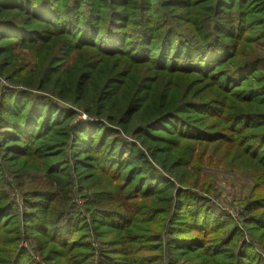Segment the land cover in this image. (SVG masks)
I'll use <instances>...</instances> for the list:
<instances>
[{
  "label": "trees",
  "instance_id": "trees-1",
  "mask_svg": "<svg viewBox=\"0 0 264 264\" xmlns=\"http://www.w3.org/2000/svg\"><path fill=\"white\" fill-rule=\"evenodd\" d=\"M55 1L0 0V43L7 40L19 45L30 41V45H40L49 40L51 36L46 32L41 37H28L27 34L33 32L27 33L26 22L54 25L56 21V26L60 25L47 32L65 39L58 64L42 63L32 74H25L24 68L17 69L18 65L13 64L5 75L3 59L9 52L0 46V76L19 87L8 90L0 86V123L9 129L6 131H11L0 133V150L9 156L11 146L16 147L21 139L23 147L36 143L35 151L54 148L58 161L66 159L54 170L56 177L47 171L45 191L40 192L41 198L50 202L47 208L53 205L55 219L52 216L45 222L33 213L25 216L21 227L26 232L34 231L31 235L37 241V250L45 252L42 238L45 242L50 239L64 245L63 263L68 264H162L163 254L169 256L164 264H194L195 261L199 264H263L244 240L233 248L232 238L240 232L236 228L222 239L209 238L228 226L224 214L215 215L200 204L194 207L190 198L185 203L180 202L182 197L191 194L183 190L189 180L182 176L194 158L195 150L190 144L218 140L224 143L226 136L221 135L228 133L229 128L232 132L237 129L242 139H246L250 127H264V119L257 116L264 115V110H257L259 105H264L262 98L239 96L235 91L238 79L244 78L245 73L235 70L232 75L238 81L230 87L223 85L222 93L221 85L213 82L222 81L220 67L225 65L217 62L214 54L231 58L228 51H234L236 39L243 30L230 5L231 0L215 1L212 12L201 6L210 0L194 3L192 0H100L97 13L92 8L83 11L81 0L64 10H55L50 4ZM155 4L158 6L156 16L148 18L149 9H155ZM176 9L184 10L189 19L188 31H199L200 38L186 31H175L177 27L169 21V13ZM203 13L206 14L200 20L198 16ZM263 20L258 28L264 26ZM104 23L108 24L105 30L101 28ZM102 34L107 37L99 41ZM224 58L219 57V61L224 62ZM253 66L257 73L262 71L260 64ZM208 75L210 79L205 86L201 84L205 79L200 76ZM176 80H182L185 85L178 86ZM197 83L202 86H196ZM209 89L218 90L220 100H202L203 92ZM258 91L264 97V86ZM49 95L68 107L59 106ZM230 100L254 110L238 112L237 104H229ZM81 113L85 115L84 120L76 118ZM14 117L19 120H13ZM206 119L211 121L210 125L206 124ZM161 132L165 135L160 136ZM169 136L174 137L173 142ZM159 138L163 146L153 147ZM256 140L258 144L253 145L256 148H247V155L242 153V158L253 167L261 164L264 169L262 157L257 159L264 153V148L259 146L264 144V138L259 136ZM243 144L241 147L245 149ZM66 149L74 164L80 167L89 169L95 162L114 166L120 176L123 175V182L116 189L91 194L86 204L89 220L83 217L82 224H78L80 212L71 213L74 184L72 174L67 171ZM165 171L172 175L173 181L162 176L161 172ZM135 179L136 186L128 188ZM191 195L194 201L203 202ZM8 199L0 184V208L11 216ZM262 205L264 202L251 201L243 207L251 216L246 221L250 227H264V218L253 215L264 209ZM162 215H168L170 226L163 228L157 240L147 241L152 234L147 223ZM173 223L182 226L175 227ZM97 224L111 229L116 242H107L106 247L103 245L92 252L91 244L85 240L88 236L77 238L76 233L79 227L86 231L90 227L92 236ZM0 226V246H9L23 237L18 229L17 236L14 233L7 236L8 228ZM191 230L193 232L187 234ZM261 248L264 250L262 245ZM159 249L161 255L156 258L154 253ZM90 251L91 260L84 257V252L89 254ZM31 259L22 250L8 263L33 264ZM44 260L51 264L49 258Z\"/></svg>",
  "mask_w": 264,
  "mask_h": 264
},
{
  "label": "rangeland",
  "instance_id": "rangeland-1",
  "mask_svg": "<svg viewBox=\"0 0 264 264\" xmlns=\"http://www.w3.org/2000/svg\"><path fill=\"white\" fill-rule=\"evenodd\" d=\"M44 1L45 0H38L39 3ZM75 1L77 0H57L55 1V4L52 2L50 4L55 10H64L66 6H73ZM81 1L84 2L82 5L83 11L88 12L87 10L92 8V10L97 13L100 0ZM201 1L203 0H197V2ZM215 1L218 2L219 0H210L207 3L202 2L203 4L201 6L206 10H209L208 12H212L216 5ZM194 2H196V0H192V3ZM237 4H239L238 8H236ZM230 5L233 6V12L237 15V20L240 22L243 30L239 33V36L236 39L234 51L233 49H229L228 51V54H232L231 58L226 57L225 59L218 53L214 54V57L217 58V62H222L221 64L225 63V65H223L224 67H220L222 69L219 76L222 74L224 76L222 81L214 80L213 82H215L216 85H221L219 86V91L222 93L221 87L223 85L227 84L230 87L239 80V84L235 88V91L239 96L244 95L253 98L258 97L262 98V101L264 102V97H261L258 91L259 88L264 86V26L258 28L264 18V0H231ZM153 7H155V9H149L151 11H149L147 15L148 18L156 16L158 6L155 4ZM189 10L195 9L189 8ZM206 13L199 15L198 18L200 20L203 19ZM169 21L174 23L177 27L175 28L176 32L186 31L199 38L202 36L199 31H197V33L188 31L186 23L189 19L184 10L179 11L176 9L170 11ZM54 22V25H49L48 23L43 22L24 23L27 33L33 32L27 34L28 37L30 35L41 37L45 32L46 35H49V37L51 36L46 43L40 45L34 43L30 45V41H26L16 45L7 40L0 43V46L6 48L9 52V56L5 55V59H3L2 68L5 75L9 74L11 71V65L13 64L18 65L17 69L24 68L26 71L25 74H30L31 72L36 71V68L42 63L49 65L58 64L59 55L62 52L65 39L60 36H52L49 32H47L60 25L59 23V25L57 24L56 26L57 22L53 21V23ZM107 25L108 24L104 23L101 28L105 30ZM135 26L137 30H139L138 26L134 25V27ZM236 34L237 32L235 33V36ZM106 37L107 34L100 35L99 41L102 39L104 40ZM229 48H231V46ZM210 49H212V47H210ZM219 57L222 59L224 58L225 61H219ZM259 64L263 67L262 71L257 73V69L255 70L254 68L256 67L253 65L257 66ZM235 70L236 72L240 70L245 73L244 78H239L235 81V76L232 75ZM200 78L205 79V83L202 82L201 84L208 86L207 82H209L208 80L210 79L209 75L208 77L200 76ZM176 84L178 86L185 85L182 80H176ZM0 86H3L8 90L19 89L15 83L9 82L1 76ZM196 86L201 87L202 85L197 83ZM34 90L36 91V89ZM217 91L218 90L215 89L204 91L202 100H208L211 102H213V100H220L221 95L217 94ZM49 97L56 101L59 106L68 107V104L57 100L55 96L49 95ZM228 103L237 104L236 107L239 109L238 112L254 110L252 108H245L248 105H241L240 102L234 103V101L230 100ZM257 110H264V105H259ZM257 116L261 120L264 119V115ZM76 118L84 120L85 115L81 113L79 116H76ZM15 119L17 121L19 120L18 117L13 118V120ZM204 121L207 125H210V120L206 119ZM4 130L6 131L9 129L0 123L1 135L4 134ZM231 130L232 128H229L228 133H223V135H221L226 136L224 143L223 141L221 142L218 140L214 143L189 145L190 148L195 150V153L191 164L186 168V171L182 175L184 179H187V181L189 180V184H186L183 190L186 189L185 191L193 194L195 198L198 196V198L202 199L203 202L198 203L197 201H194L195 199L191 194L186 197H182L180 202L185 203V200L190 198V200H192L191 204L194 207H197V205L200 204L201 206H204V208L206 207L209 208L210 211L212 210L215 215L224 214L228 218V226L218 234L209 235V238H214L216 236L217 238L222 239L230 234L233 228H236L240 230V232L235 238H232V242L235 243V247L233 248H237V244L243 242L244 240L252 247V249L255 250L256 254L264 264V250L261 248V245L264 247V227L256 228L252 227V225L250 227V225H248L249 223H246V221L250 220L251 216H248L243 210V207L248 202H264V169L261 164H256V167H253L251 163L242 158V153L247 155V148H252L254 144H258V140H256V138L258 139L259 136H263L264 138V127H250L248 131H246L249 134V137L246 139H242L237 129L233 132ZM10 132L11 131H6L5 134H9ZM159 134L160 136L165 135L163 132ZM212 135L215 137L218 136L216 133H212ZM168 138H170L171 142H173V136H169ZM245 140L246 143L243 144ZM161 142L162 141L159 138V141L154 143L153 147L161 148L163 146V143ZM23 144V141L19 139V143H17L16 147L10 145L11 149H9V156L7 152L2 153L0 150V184H3V188L9 198L8 201L11 208V216L7 215V213L2 211L0 208V225L3 224L4 227L8 228L6 233L7 236H11L13 233L17 236V229L23 234L22 238H18L20 239L19 242H14L13 244H9V246H0V264H9L8 262L14 260V255L21 254L22 250L26 251L31 256V262L33 264H48L44 258H49L51 264H68L66 262L63 263V260L66 258L62 256L65 248L64 245L60 246L50 239L45 242L41 238V242L43 243L42 247L45 250V252L43 251L41 253V250H37V241L33 240L32 236L34 235H31L34 231L27 230L26 232L25 229L21 228L22 225H24L25 216H29L33 213L39 216L40 219H44L45 222L49 221L52 216L55 219L56 215L54 216L55 209H53V205H50V207L47 208V205L50 202H45L44 199L41 198L43 196H40V192L45 191L44 188L46 185L45 178L47 171H49L51 176L56 177L58 174L54 172V170L60 168L66 159L58 161V157H54V148L46 151H41L42 148H40L35 151L34 149L37 147L36 143L32 147L30 145H25L29 146V148L23 147ZM242 144L243 146H246L245 149H242ZM259 146L264 148V144ZM18 148L21 150H17L19 152H16V149ZM64 154L69 163L67 171L72 174L74 184L72 194L70 196V201L73 204L71 213L74 215L77 211H79L81 221H79L78 224H82L83 217L89 220L88 217L90 214L86 204L87 201L90 200L91 194L107 188H110V190L116 189V187L122 184L123 175L120 176V173L114 169V166L98 165L95 162L92 163V167L89 169L80 167L79 165L74 164L73 159L68 155L69 149L64 150ZM164 156L166 157V155ZM260 157H262L261 161H264V153L258 155L257 159ZM161 174L170 181L172 180V175L169 172L165 171L163 173L161 172ZM104 186L107 187L104 188ZM134 186H136V179L128 185V188ZM156 187L157 184L154 185V188ZM262 206L264 207V205ZM253 215L262 216L264 218V209L257 211ZM165 217H167V219L164 223L163 219H165ZM141 218L150 217L142 216ZM156 218L158 219H154L150 223H147L152 230V234H149V239H147V241L150 239L157 240L156 236H158L160 232L163 233V228L166 229L170 226V218L168 215H162ZM181 219L184 220V218ZM172 226L181 227L182 225L180 223H173ZM79 228L80 229L76 233L77 238L83 237L85 239L88 236V239L85 240L91 244L92 252L93 249L98 250L99 247L102 248L103 245L106 247L107 242H116L115 233L111 229L102 227L101 224H97V226L94 225V228L92 229L93 232H91L92 236L89 232L90 227L87 231L85 228ZM192 232L193 231L191 230V232H187V234H191ZM44 235L47 236L46 234ZM112 246L115 247L116 245ZM233 248L230 250H233ZM91 251L89 254L84 252V257L91 260V258H93V255H90ZM154 254L156 258H159L161 255L160 249L155 251ZM50 258L52 259L50 260ZM168 258V255L163 254L161 259L162 264H164ZM194 264H199V261H195Z\"/></svg>",
  "mask_w": 264,
  "mask_h": 264
}]
</instances>
